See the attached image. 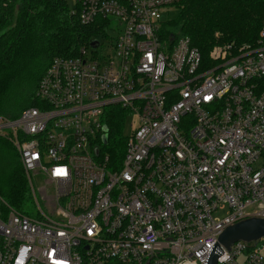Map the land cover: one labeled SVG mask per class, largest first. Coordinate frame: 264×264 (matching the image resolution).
Wrapping results in <instances>:
<instances>
[{"label":"built area","instance_id":"2783aa9c","mask_svg":"<svg viewBox=\"0 0 264 264\" xmlns=\"http://www.w3.org/2000/svg\"><path fill=\"white\" fill-rule=\"evenodd\" d=\"M73 1L82 23L119 26L54 56L38 104L0 117L36 209L0 200V264H204L227 227L264 219V23L256 46L215 45L208 65L164 33L180 0ZM114 105L138 119L119 165L102 155ZM219 246L217 264H264V237Z\"/></svg>","mask_w":264,"mask_h":264},{"label":"trees","instance_id":"16d2710c","mask_svg":"<svg viewBox=\"0 0 264 264\" xmlns=\"http://www.w3.org/2000/svg\"><path fill=\"white\" fill-rule=\"evenodd\" d=\"M178 13L164 24V33L188 36L208 65L215 45L232 50L256 46L264 23V0H180ZM105 20L82 23L66 0H0V117L15 118L38 104L35 88L54 56H74L83 44L99 37ZM264 89V75L256 78ZM117 118V117H116ZM108 160L122 161L124 138L108 121ZM6 143L7 147L2 145ZM10 144V145H9ZM0 200L6 207L29 213L30 181L10 139L0 134Z\"/></svg>","mask_w":264,"mask_h":264},{"label":"water","instance_id":"95a60500","mask_svg":"<svg viewBox=\"0 0 264 264\" xmlns=\"http://www.w3.org/2000/svg\"><path fill=\"white\" fill-rule=\"evenodd\" d=\"M92 47L98 45V39L94 38L89 43ZM105 133L102 135V144L106 145L108 141V127L103 126ZM264 237V219L263 218H249L234 225L227 227L219 237L216 245L211 251L210 255L204 264H217V258L223 253L219 244L225 245L230 249L231 244L235 241L245 240L253 241Z\"/></svg>","mask_w":264,"mask_h":264},{"label":"rangeland","instance_id":"374dc122","mask_svg":"<svg viewBox=\"0 0 264 264\" xmlns=\"http://www.w3.org/2000/svg\"><path fill=\"white\" fill-rule=\"evenodd\" d=\"M68 5L70 7H73L74 5V1L73 0H66ZM178 13V7L177 6H172L171 8H169V13L165 12L163 15L164 17L166 16H170V17H175ZM119 26L118 20L112 16H108V20H105V23L102 25V32L101 33H106L107 35H112L114 34L116 31H114V29H117ZM117 117V118H116ZM109 120L111 122H115L117 120V124H116V133H119L121 136L122 134L126 135V134H130L131 130H132V125L131 123L133 122V126L137 125L138 119L137 117L130 115V114H125V112L123 111V109H121L118 105H114L113 106V115L110 116ZM4 131H6L7 129L4 128ZM2 134V133H0ZM3 136H5L4 134H2ZM123 137V136H122ZM124 138V137H123ZM2 145H4L5 147H7L6 143H2ZM10 145V144H9ZM108 149L103 148L102 149V155H108ZM31 181L34 185V188L36 189V187H40L42 184V181L33 175H30ZM43 188V187H42ZM37 197L39 198V194L37 192ZM29 215L30 216H36V209L34 208L33 203H30L29 206Z\"/></svg>","mask_w":264,"mask_h":264},{"label":"clouds","instance_id":"9594fccd","mask_svg":"<svg viewBox=\"0 0 264 264\" xmlns=\"http://www.w3.org/2000/svg\"><path fill=\"white\" fill-rule=\"evenodd\" d=\"M53 175H54V177H66L67 173L66 174H57V172H55V173H53ZM16 264H23L22 258H18Z\"/></svg>","mask_w":264,"mask_h":264},{"label":"snow or ice","instance_id":"6c2138e0","mask_svg":"<svg viewBox=\"0 0 264 264\" xmlns=\"http://www.w3.org/2000/svg\"><path fill=\"white\" fill-rule=\"evenodd\" d=\"M57 174H66L65 170H57Z\"/></svg>","mask_w":264,"mask_h":264}]
</instances>
